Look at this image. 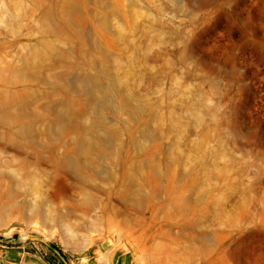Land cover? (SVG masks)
Listing matches in <instances>:
<instances>
[{
  "label": "rangeland",
  "instance_id": "374dc122",
  "mask_svg": "<svg viewBox=\"0 0 264 264\" xmlns=\"http://www.w3.org/2000/svg\"><path fill=\"white\" fill-rule=\"evenodd\" d=\"M50 1L77 3L68 18L86 36L101 33L86 19L109 10L97 2L117 7L109 32L102 31L116 81L112 96L130 100L139 116L119 109L104 117L108 128L128 129L150 119L152 135L138 134L145 147L140 158L123 134L106 161L110 180L77 184L46 164L35 165L38 155L52 156L41 149L51 143L39 117L59 97L30 105L36 150L1 154L0 245L26 246L57 264H64L59 254L68 264H264V0ZM46 3L0 0L1 86L8 81L5 71L21 66L43 38ZM70 35L53 41L73 61L72 52L91 42ZM23 159L20 169L16 162ZM138 159L150 163L146 208L129 219L116 216L117 227L108 230L103 214L122 211L120 182L126 165ZM29 170L35 186L24 180ZM58 181L68 191L55 200ZM174 198L187 202L188 210L176 211Z\"/></svg>",
  "mask_w": 264,
  "mask_h": 264
},
{
  "label": "bare ground",
  "instance_id": "6f19581e",
  "mask_svg": "<svg viewBox=\"0 0 264 264\" xmlns=\"http://www.w3.org/2000/svg\"><path fill=\"white\" fill-rule=\"evenodd\" d=\"M97 5L99 8L109 10L96 13L92 19L86 21H95L100 26L101 33L97 31L96 34L86 36L76 29L74 19L68 18L69 13L77 7V3L68 1L59 6L47 0L42 17L43 38L37 41L21 66H10L5 71L8 76L7 84L0 85V129L3 130V133L0 132V161L1 154L7 149L19 154L36 150L39 136L35 128L36 119L30 116L28 108L34 103L52 100L55 97H59L60 100L45 105L44 114L39 117L47 124L44 134L51 143V147L47 145L49 148L44 146L41 149L52 156L45 158L38 155L35 163L37 167L46 164L54 169L57 177L71 178V181L73 179L77 184L86 185L93 179L103 182L110 180L106 161L113 157L115 146L121 143L123 134H128V143L133 150H138L140 158L145 155L143 149L145 147L137 142V136L139 134L147 140L151 137L150 119L135 129H128L125 126L107 127L108 122L104 117L106 112H117L121 109L132 119H136L139 110L132 107L130 100H117L112 96L116 89V81L109 67L111 54L105 47L102 31L109 32L110 16L116 12L117 7L109 8L101 1L97 2ZM68 30L71 32V39L83 41L89 38L91 42L89 48L82 46L72 52L76 59L73 61L72 55L56 46L53 41V38L61 40ZM56 69H63L64 73L53 75L54 80L50 81L52 77L48 79L45 73L54 72ZM33 84H37V87H31ZM61 146L65 148L63 154L53 157L58 154ZM16 163L22 169L25 159L17 160ZM149 166L150 163L142 159L126 165V172L120 182L121 189L117 194L122 211H115L113 216H108L107 212L103 214L104 225L108 230L117 227L114 219L116 216L123 214L129 219L133 211L143 212L146 208L148 200L145 193L146 185L151 180L149 171H146ZM30 171H26L24 180L30 186H35V176ZM46 173L49 174L47 170ZM55 175L53 174V177ZM138 177L142 181L140 186L136 184ZM67 189L65 182L58 181L52 197L55 200L63 198ZM171 205L178 212H184L189 208L188 203L179 198L172 199Z\"/></svg>",
  "mask_w": 264,
  "mask_h": 264
},
{
  "label": "crops",
  "instance_id": "0c3cea01",
  "mask_svg": "<svg viewBox=\"0 0 264 264\" xmlns=\"http://www.w3.org/2000/svg\"><path fill=\"white\" fill-rule=\"evenodd\" d=\"M52 255L55 258L59 257L57 253ZM0 264H57V262L49 261L40 253L29 251L26 246L8 248L0 245Z\"/></svg>",
  "mask_w": 264,
  "mask_h": 264
},
{
  "label": "water",
  "instance_id": "95a60500",
  "mask_svg": "<svg viewBox=\"0 0 264 264\" xmlns=\"http://www.w3.org/2000/svg\"><path fill=\"white\" fill-rule=\"evenodd\" d=\"M60 256H61V258H62V260H63V262L65 263V264H68V261L64 258V257H62V255L61 254H59Z\"/></svg>",
  "mask_w": 264,
  "mask_h": 264
}]
</instances>
